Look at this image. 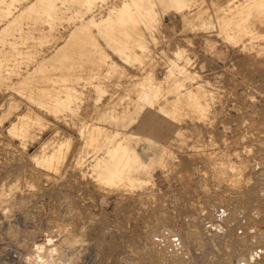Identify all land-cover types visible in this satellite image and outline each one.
<instances>
[{
  "label": "rangeland",
  "instance_id": "obj_1",
  "mask_svg": "<svg viewBox=\"0 0 264 264\" xmlns=\"http://www.w3.org/2000/svg\"><path fill=\"white\" fill-rule=\"evenodd\" d=\"M97 1L90 14L97 43L65 45L77 23L68 10L59 35L39 23L13 50L20 58L0 71V264H250L264 247L257 240L264 176L240 187L245 207L224 205L239 187L221 176L238 167L239 151L264 155V0ZM153 10L157 19L147 21ZM107 18L119 24L105 37L99 24ZM56 46L73 56L52 60ZM182 64L197 78L179 90ZM67 71L78 78L70 102L60 90ZM153 82L162 93L154 100ZM192 89L202 92L205 116L196 94L183 95ZM26 113L44 118V130L34 128L36 139L24 143L23 123L11 124L20 115L29 121ZM96 126L103 131L92 141ZM44 140L65 145L61 171L37 162ZM215 208L231 215L227 231L216 225ZM252 217L263 218L258 227Z\"/></svg>",
  "mask_w": 264,
  "mask_h": 264
},
{
  "label": "bare ground",
  "instance_id": "obj_2",
  "mask_svg": "<svg viewBox=\"0 0 264 264\" xmlns=\"http://www.w3.org/2000/svg\"><path fill=\"white\" fill-rule=\"evenodd\" d=\"M113 1V0H112ZM120 1V0H119ZM243 1V0H242ZM96 2H98L97 0H37L36 2H32L30 0H0V67L2 68V70H0L1 72H3V69H6V70H10V61H14V59L18 60L20 57H17L15 56V54H13V50L17 49L18 45L20 44H26V41H28V39L30 38H33L32 36V31L35 30V29H38V24L41 23L43 24L44 22H47L48 25H46V28H45V34L51 36V35H59L58 32H60V28H59V25H61L62 23H60L62 21V19H64V16H65V12L68 11V10H71L73 13H74V16L75 18H73L72 20H76L75 21V27L72 28V32H71V35L68 37L65 45L66 46H71V45H74V44H77V43H80V42H85V43H97L98 40L96 38V35L95 33H92V29L94 28L93 24L95 22V19H96V16H93V15H90L92 14V8L95 6ZM118 2V1H117ZM121 2H119L120 4ZM99 4V3H98ZM100 5V4H99ZM150 5V4H149ZM81 6H84L83 8ZM159 7V6H158ZM70 13V14H69ZM68 14L71 16V12H69ZM36 15V17L32 20L33 22H27L26 20H19L20 18H16L17 16L19 15ZM127 21H132V17L133 15L135 14V9L133 7H131L127 12ZM213 14V13H211ZM68 15V16H69ZM89 15L90 17L88 19H86V16ZM160 15V13H159ZM146 18H147V21H150V22H154L156 19H157V11L153 10L151 14H146L145 15ZM214 16V14H213ZM78 17V18H77ZM118 24L119 22L118 21H115L113 19H104L100 24H99V27L101 29V32L103 34V36H107V34L109 32H113L117 27H118ZM165 24V23H164ZM26 25L28 26L27 29H25L23 26ZM68 25V24H67ZM143 27V26H142ZM62 30V29H61ZM43 31V29H42ZM95 31V30H94ZM57 32V33H56ZM62 33V32H61ZM64 36V35H63ZM98 38H100L98 36ZM66 39V38H65ZM59 42V41H57ZM64 42V41H63ZM62 42V43H63ZM102 42V41H101ZM56 43V42H55ZM61 43V42H60ZM54 44V43H53ZM60 44H58L59 46ZM211 45V44H209ZM214 45V44H213ZM184 47V46H183ZM212 47V46H211ZM57 48V46L55 47ZM186 48V47H184ZM180 49V48H179ZM45 50V48H44ZM48 51V50H46ZM77 51V50H76ZM178 51V50H177ZM189 52V51H188ZM187 52V55L189 54ZM25 53V52H23ZM186 53V52H185ZM28 54V52L26 53ZM25 55L24 58H29L31 59V57H27L28 55ZM78 54V52H77ZM80 54V53H79ZM55 57L51 58L52 60L54 61H58V58L61 57V56H66V57H69L70 55L73 56V54L71 53L70 49H67L65 47H60V48H57V50L55 51ZM184 55V54H183ZM34 56V55H32ZM78 56V55H77ZM81 56V55H80ZM87 56V55H85ZM85 56H84V59H85ZM186 56V55H185ZM189 56V55H188ZM14 57V58H13ZM82 57V56H81ZM89 57V56H88ZM104 57V56H103ZM107 57V56H106ZM183 57V56H182ZM107 58H110V57H107ZM174 58V57H173ZM90 59V58H89ZM113 59V58H112ZM180 59V58H179ZM178 59V60H179ZM183 59V58H182ZM74 60V59H73ZM109 60V59H108ZM184 60V59H183ZM190 60V59H189ZM76 61V60H75ZM70 62V61H69ZM197 62V61H196ZM106 63V62H105ZM179 63V62H178ZM183 63V62H182ZM185 63V61H184ZM190 63L187 62V64ZM111 66L112 64L109 63ZM181 64V63H179ZM55 69H60L62 67H58L59 65L55 64ZM114 65V64H113ZM116 65V63H115ZM65 66V65H64ZM189 66V65H188ZM17 67V66H16ZM116 67V66H115ZM68 69V67H67ZM101 69H102V66H101ZM116 69V68H115ZM176 69L177 72H179L178 74L180 75H183V78L181 79H178L175 81V88H178L179 90L182 89L183 87H185V82L183 80H187V79H191V80H196L197 76H196V73H193L191 72L187 65L185 64H182L181 66H178ZM82 70V69H81ZM40 71L44 72V68L41 67ZM48 71V70H47ZM113 71V70H112ZM195 71V70H194ZM50 72V71H49ZM62 72V71H61ZM69 72V71H67ZM74 72V71H73ZM79 72V71H78ZM107 72V71H106ZM71 72H69V74L65 77L64 79V85L63 87L60 89L61 91H63L66 96L62 98V100L64 99V102H70L72 100V94H74L75 92H77L75 86H74V81H77L78 78L76 77V74L75 73H72L70 74ZM103 73V71H102ZM113 73V72H112ZM49 73H47V79L49 78L50 79V74L48 75ZM79 74V73H78ZM77 74V76H78ZM97 74V73H96ZM177 74V75H178ZM93 75V74H92ZM178 75V77H179ZM173 78V77H172ZM15 80V79H14ZM94 80V79H92ZM174 81V80H173ZM172 81V82H173ZM48 84V83H47ZM162 84V83H161ZM100 85L99 84L97 86V88L99 89L100 88ZM24 86V85H23ZM51 86V85H50ZM103 86V85H102ZM198 86V85H197ZM153 87L155 89L153 95H152V99H156L157 97L160 96V94H162L161 92H159L160 89L159 88V85L156 84V82L154 83L153 82ZM89 88V87H88ZM95 88V87H94ZM164 88V87H163ZM197 88H204V87H201V85H199ZM31 89V88H29ZM50 89V88H49ZM162 89V88H161ZM165 89V88H164ZM196 89V88H195ZM53 90V89H52ZM183 90V89H182ZM185 90V89H184ZM48 92V90H45ZM93 91V90H92ZM194 91V92H193ZM201 91V90H200ZM199 90L198 91H195V90H189L186 93H184L183 95L185 96H193L196 94V96L194 97V99L196 100L197 102V106H200L201 108V111H202V116H205V112H206V109L203 107V104H202V100H200V92ZM59 92V91H58ZM168 92V91H167ZM183 92V91H182ZM196 92V93H195ZM29 93V92H28ZM49 93V92H48ZM171 93L170 90L168 92V94ZM207 94V93H205ZM180 95V94H179ZM198 95V96H197ZM59 96V95H58ZM145 96L148 97L145 93ZM50 97H53L52 94H50ZM67 97V98H66ZM165 97H168L165 96ZM199 97V99H198ZM176 98V96H175ZM197 98V99H196ZM16 99V98H15ZM55 100V99H54ZM206 100V98H205ZM209 100V98L207 99V101ZM13 102V101H12ZM15 102V101H14ZM106 102H111L110 99ZM29 103V102H28ZM174 103V102H173ZM13 103H11L10 105H12ZM16 104V102L14 103V105ZM106 103L104 102V105ZM171 104V103H170ZM99 105V104H98ZM102 105V104H101ZM102 105V107L104 106ZM109 105V104H107ZM212 105V104H211ZM32 106V105H31ZM106 106V105H105ZM104 106V107H105ZM149 106V105H148ZM144 107V106H143ZM34 111V110H32ZM102 111V110H101ZM26 112V111H25ZM33 113V112H32ZM32 113L28 114L29 116V121H24L23 117H21V115H23V113L20 115V117L13 123L11 124V126L13 127H18V122L20 123H23L22 125V128H21V131L20 133H18V136L20 138H22L23 140H26L27 138H30V139H33L35 140L36 137H37V134L34 128H37L39 126H41L42 128V124L44 122V118H42L41 116L39 117H35L34 115V118L33 119V115ZM111 113V112H110ZM35 114V113H34ZM38 114V113H37ZM201 115V113H200ZM209 116V115H208ZM43 121V122H42ZM12 123V122H11ZM19 123V125H20ZM98 125V124H97ZM101 125V124H100ZM45 126V124H44ZM102 126V125H101ZM99 127V126H96L95 128H93V131L92 133L90 134V136L88 135L87 138H89L90 140L94 141L98 136H100L101 134V131H103L102 127ZM11 128V127H10ZM19 128V127H18ZM44 128V127H43ZM42 128V129H43ZM39 129V128H38ZM41 129V130H42ZM40 130V129H39ZM44 130V129H43ZM91 130V129H90ZM12 131V130H11ZM56 132V131H55ZM106 132V131H105ZM38 133V132H37ZM62 133V132H61ZM40 134H41V131H40ZM107 134V133H106ZM105 134V135H106ZM4 135V134H3ZM14 135H17L16 133ZM42 136V135H41ZM57 136V135H56ZM63 136V135H62ZM132 136H139L137 134H132ZM2 137V136H1ZM11 137V136H10ZM54 137V136H53ZM58 137V136H57ZM56 137V138H57ZM65 137V136H64ZM67 137V136H66ZM60 138V137H59ZM10 139V138H9ZM15 139V138H14ZM29 139V140H30ZM38 139V138H37ZM54 139V138H53ZM20 140V139H19ZM28 140V139H27ZM27 140L24 142L26 143ZM49 140V139H48ZM62 140V138H61ZM67 140V139H66ZM31 141V140H30ZM47 141V140H44V142ZM56 141V140H55ZM58 141V140H57ZM64 141V139H63ZM70 142V141H69ZM58 143V142H57ZM68 143V142H67ZM66 143V144H67ZM71 143V142H70ZM69 143V144H70ZM67 146V145H66ZM42 147V148H41ZM41 151L39 154H37L36 156V159L38 160L37 162H40V163H43L44 165H49L50 167L54 168V171L55 168H57L58 166H60L61 164H59L60 162H62L61 160L63 159L62 158V149L65 147V145L62 143L61 145L59 144H55V142L53 143H42V146H41ZM66 150V148H65ZM64 150V151H65ZM68 150V149H67ZM37 151V150H36ZM70 151V149H69ZM243 151V150H242ZM252 151V150H251ZM68 152V151H67ZM245 153V154H244ZM35 154V153H34ZM245 155V156H243ZM237 156L239 158V162H236V164L238 165L237 168L235 167H232V170L229 171L228 168V172L224 171L222 172V181L224 180V183H226V186H229V189H238L236 187H239V192L237 193H234L233 192V195H227L225 198V203L224 205H226V201H230L232 202L231 205L233 203H237V201L240 203V205L243 204V201L246 202L247 200V196H248V193L245 194L243 193L242 191H240V187H243L244 186H247L248 185V182H250V184H256L257 183V180L255 179V177L259 178L260 176H264V155H259V154H255V153H250V148H247L246 152H241L239 151L237 153ZM248 156H252L253 158H251V160H249ZM64 157V155H63ZM81 157V156H80ZM227 158V157H226ZM65 159V158H64ZM222 161V160H221ZM253 161V164L254 166H252V162ZM63 163V162H62ZM64 164H65V161H64ZM64 164H62V166H64ZM256 164L259 165V168H256ZM61 166V167H62ZM60 167V168H61ZM223 167V166H222ZM226 167V166H225ZM229 167V166H228ZM254 167V168H253ZM59 168V167H58ZM57 168V169H58ZM60 170V169H58ZM61 171V170H60ZM254 171V172H253ZM251 172L253 174V176H251ZM118 173V172H117ZM127 178H131L129 176V174L126 175ZM41 178V177H40ZM39 178V180H40ZM111 179V177H110ZM38 180V179H37ZM37 180L35 182H37ZM103 180V179H102ZM112 181V179H111ZM110 181V182H111ZM100 182V181H99ZM11 183V182H10ZM103 183V181H102ZM113 183V182H112ZM118 183V182H117ZM15 184V183H14ZM32 184V182H31ZM107 184V183H106ZM220 184H222V182L220 181ZM228 184V185H227ZM17 185V184H16ZM224 185V184H223ZM12 186V185H9V187ZM15 186V185H13ZM12 186V187H13ZM35 186V185H34ZM8 187V189H10ZM11 187V188H12ZM19 187V186H18ZM33 187V186H32ZM38 187H39V182H38ZM105 188V187H104ZM242 188V189H243ZM14 189V188H13ZM16 189V188H15ZM18 189V188H17ZM16 189V190H17ZM1 190V189H0ZM11 191V190H10ZM18 191V190H17ZM208 191V190H207ZM211 191V190H210ZM238 191V190H237ZM244 191V189H243ZM15 192V191H14ZM264 193V191H263ZM2 194V193H1ZM4 194V192H3ZM260 194L256 195L259 199V196ZM3 196V195H2ZM221 196V195H219ZM4 197V196H3ZM3 199V198H2ZM263 201H264V198H263ZM228 202V203H230ZM227 203V204H228ZM242 203V204H241ZM264 203V202H263ZM222 204V203H221ZM219 205L221 207H225V206H222V205ZM237 205V204H236ZM246 205V204H244ZM242 205V207L244 206ZM218 206V207H219ZM228 206V205H226ZM239 206V205H238ZM261 206H262V203H261ZM231 207V206H230ZM241 207V206H240ZM241 207V208H242ZM245 207V206H244ZM260 207V206H259ZM214 208V207H213ZM229 208V207H228ZM233 208H236L235 206L232 207ZM212 209V207H211ZM217 213H215V222L218 223L216 224L218 227H220L221 229H225V231H227L228 228H230L229 224L226 222L225 218H226V214H228V212H223V210L221 211L220 209L222 208H215ZM215 209H213L215 211ZM226 209V208H224ZM240 209V208H239ZM238 209V211H239ZM260 209V208H259ZM227 210V209H226ZM231 210V208H230ZM235 210V209H234ZM237 210V208H236ZM264 210V209H263ZM213 211V212H214ZM262 211V210H261ZM233 212V211H232ZM236 212V211H234ZM259 211L257 210L256 212V215L254 216H258L260 213H258ZM264 212V211H262ZM223 213V214H222ZM226 213V214H224ZM240 213V211H239ZM232 214V213H231ZM238 214V213H237ZM235 215V214H233ZM262 215V214H261ZM231 216V215H230ZM230 216H227L230 218ZM260 216V215H259ZM263 216V215H262ZM93 218V217H91ZM90 218V220H92ZM233 218V217H231ZM251 218V217H249ZM254 218V217H252ZM258 218L260 217H257L256 219L254 218L253 221H256L257 223H254V227H258L262 221L259 220ZM89 220V221H90ZM95 220V219H94ZM264 220V219H263ZM259 221V223H258ZM92 222V221H91ZM92 223H95L92 222ZM214 222L210 223V224H213ZM262 223L264 224V221H262ZM258 230V229H257ZM260 231H258L257 233H259ZM255 233V232H254ZM256 233V234H257ZM254 235V234H253ZM255 236V235H254ZM72 238H74L73 235H71ZM248 237V236H247ZM257 237V236H256ZM65 240V239H64ZM70 240V237L69 238H66V241L71 242L69 241ZM75 240V238H74ZM257 240H260L258 243L260 244H264V231L261 232V234L259 233V237H257ZM76 241V240H75ZM256 241V240H254ZM78 242V240H77ZM66 243V242H65ZM63 243V244H65ZM76 243V242H75ZM177 243V242H176ZM255 243V242H254ZM257 243V244H258ZM62 244V243H61ZM259 244V245H260ZM262 244V245H263ZM70 245V244H68ZM171 245V244H170ZM261 245V246H262ZM61 246V245H60ZM59 246V247H60ZM63 246V245H62ZM73 245L71 244L70 247H72ZM179 246V245H178ZM58 247V251L60 250ZM65 247V246H63ZM170 247V246H169ZM177 250H178V247H175ZM260 248V249H259ZM57 249V248H56ZM65 250V248H63ZM171 249V248H170ZM62 250V249H61ZM60 250V251H61ZM172 250V249H171ZM176 250V252H177ZM175 251V250H174ZM52 252V251H51ZM64 252V251H63ZM61 251V253H63ZM170 253V252H169ZM175 253V252H174ZM264 253V247H260V246H257L255 247L254 251L252 252L251 254V263L252 264H256L257 262H259V260H261V255ZM53 254V253H52ZM179 254V253H178ZM176 255V253L174 254ZM264 255V254H263ZM263 257V256H262ZM264 259V257L262 258ZM250 263V264H251Z\"/></svg>",
  "mask_w": 264,
  "mask_h": 264
},
{
  "label": "crops",
  "instance_id": "obj_3",
  "mask_svg": "<svg viewBox=\"0 0 264 264\" xmlns=\"http://www.w3.org/2000/svg\"><path fill=\"white\" fill-rule=\"evenodd\" d=\"M227 61H229V59H228V58L224 60V62H225V63H226ZM224 62H223V63H224ZM239 80L241 81V80H242V78H240Z\"/></svg>",
  "mask_w": 264,
  "mask_h": 264
},
{
  "label": "water",
  "instance_id": "obj_4",
  "mask_svg": "<svg viewBox=\"0 0 264 264\" xmlns=\"http://www.w3.org/2000/svg\"><path fill=\"white\" fill-rule=\"evenodd\" d=\"M255 166H256V168H259V165L258 164H256Z\"/></svg>",
  "mask_w": 264,
  "mask_h": 264
}]
</instances>
